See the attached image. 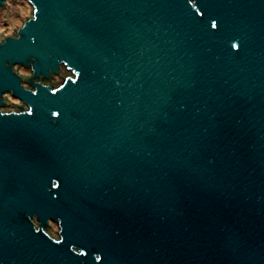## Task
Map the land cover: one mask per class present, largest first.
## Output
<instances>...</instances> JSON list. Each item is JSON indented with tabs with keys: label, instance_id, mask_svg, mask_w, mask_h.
I'll list each match as a JSON object with an SVG mask.
<instances>
[{
	"label": "water",
	"instance_id": "95a60500",
	"mask_svg": "<svg viewBox=\"0 0 264 264\" xmlns=\"http://www.w3.org/2000/svg\"><path fill=\"white\" fill-rule=\"evenodd\" d=\"M27 1L0 264H264V0Z\"/></svg>",
	"mask_w": 264,
	"mask_h": 264
},
{
	"label": "rangeland",
	"instance_id": "374dc122",
	"mask_svg": "<svg viewBox=\"0 0 264 264\" xmlns=\"http://www.w3.org/2000/svg\"><path fill=\"white\" fill-rule=\"evenodd\" d=\"M8 3L10 5L11 14L8 18L0 11V31L12 32L22 20L24 13L30 12L31 7L25 0H8ZM26 5L30 7V10L27 9L28 11H25ZM22 71L26 72L25 69H22Z\"/></svg>",
	"mask_w": 264,
	"mask_h": 264
},
{
	"label": "bare ground",
	"instance_id": "6f19581e",
	"mask_svg": "<svg viewBox=\"0 0 264 264\" xmlns=\"http://www.w3.org/2000/svg\"><path fill=\"white\" fill-rule=\"evenodd\" d=\"M26 1V0H25ZM28 4H29V2H27ZM30 5V4H29ZM30 7H31V5H30ZM30 7H28V5H26V8H25V11L27 10V9H29L30 10ZM28 11V10H27ZM10 16H8V18H9ZM26 72H28V71H26Z\"/></svg>",
	"mask_w": 264,
	"mask_h": 264
},
{
	"label": "snow or ice",
	"instance_id": "6c2138e0",
	"mask_svg": "<svg viewBox=\"0 0 264 264\" xmlns=\"http://www.w3.org/2000/svg\"><path fill=\"white\" fill-rule=\"evenodd\" d=\"M237 47H239V45H237ZM57 115H59V113H57Z\"/></svg>",
	"mask_w": 264,
	"mask_h": 264
}]
</instances>
